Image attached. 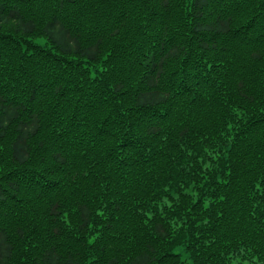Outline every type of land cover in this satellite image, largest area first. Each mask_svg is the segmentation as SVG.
Wrapping results in <instances>:
<instances>
[{"label":"trees","instance_id":"16d2710c","mask_svg":"<svg viewBox=\"0 0 264 264\" xmlns=\"http://www.w3.org/2000/svg\"><path fill=\"white\" fill-rule=\"evenodd\" d=\"M0 264H264V0H0Z\"/></svg>","mask_w":264,"mask_h":264},{"label":"rangeland","instance_id":"374dc122","mask_svg":"<svg viewBox=\"0 0 264 264\" xmlns=\"http://www.w3.org/2000/svg\"><path fill=\"white\" fill-rule=\"evenodd\" d=\"M176 252L181 254L183 257L186 258L185 254L183 253V250L181 248L177 249Z\"/></svg>","mask_w":264,"mask_h":264}]
</instances>
